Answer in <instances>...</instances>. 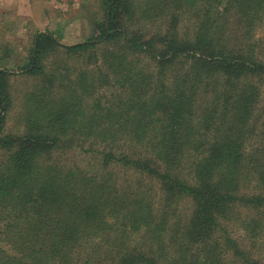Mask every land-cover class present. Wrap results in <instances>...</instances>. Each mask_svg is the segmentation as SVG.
Segmentation results:
<instances>
[{"label":"trees","instance_id":"trees-1","mask_svg":"<svg viewBox=\"0 0 264 264\" xmlns=\"http://www.w3.org/2000/svg\"><path fill=\"white\" fill-rule=\"evenodd\" d=\"M100 3L87 39L0 58V264H264V0Z\"/></svg>","mask_w":264,"mask_h":264},{"label":"rangeland","instance_id":"rangeland-1","mask_svg":"<svg viewBox=\"0 0 264 264\" xmlns=\"http://www.w3.org/2000/svg\"><path fill=\"white\" fill-rule=\"evenodd\" d=\"M100 5V0H0V58L2 64L9 65L23 61L28 55V48L32 44L36 31H54L64 44L87 39L94 32L91 18L102 15ZM159 21L162 22V19ZM159 21L155 22L153 30L159 26ZM186 22L184 21L182 24H188ZM262 33L263 31L259 32V34ZM107 45L108 43L97 45L81 55L80 58L77 54H71L66 58L63 46H59L54 50L55 55L52 60L67 62L71 68H95L101 62V54L106 50ZM150 62L146 60L142 63L146 70L153 66ZM9 78L12 84L13 106L8 113L5 130L20 133L24 129L20 112L22 94L28 90L27 88L33 87L35 80L22 77L19 74ZM102 85L104 87L99 90L98 94L103 99L109 98L111 93L114 94L118 90L105 82ZM263 106L264 84L262 85L260 111ZM257 142L253 141L252 145H257ZM3 158L4 151L0 149V161ZM65 158L68 161H73L79 157L69 152ZM84 162L86 161L84 160ZM180 205L181 210L186 212L189 208V200L182 201ZM234 234L240 236L241 231L234 230Z\"/></svg>","mask_w":264,"mask_h":264}]
</instances>
